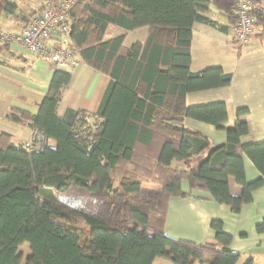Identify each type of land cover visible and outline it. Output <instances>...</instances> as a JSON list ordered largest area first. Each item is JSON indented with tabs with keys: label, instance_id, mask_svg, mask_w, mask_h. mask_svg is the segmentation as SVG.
I'll return each mask as SVG.
<instances>
[{
	"label": "trees",
	"instance_id": "16d2710c",
	"mask_svg": "<svg viewBox=\"0 0 264 264\" xmlns=\"http://www.w3.org/2000/svg\"><path fill=\"white\" fill-rule=\"evenodd\" d=\"M14 8L0 0V18ZM212 8L234 22V0H78L70 9L72 46L110 81L95 113L62 118L57 105L70 74L54 70L36 113L5 115L44 138L41 148L28 150L0 130V264H152L157 257L174 264L238 262L220 220H211L215 237L204 242L164 231L172 197L212 200L238 213L264 185V139L241 141L249 130L241 116L249 108H236L233 124L224 127L223 100L186 103L188 92L232 80L221 66L190 70L193 24L230 30L206 16ZM257 24L264 40L263 16ZM110 25L122 33L105 39ZM139 28L147 29L146 39L125 46L127 32ZM186 118L224 129L226 141L214 144ZM245 157L259 172L252 180ZM229 178L241 186L239 194L231 193ZM255 229L264 233V219Z\"/></svg>",
	"mask_w": 264,
	"mask_h": 264
},
{
	"label": "crops",
	"instance_id": "0c3cea01",
	"mask_svg": "<svg viewBox=\"0 0 264 264\" xmlns=\"http://www.w3.org/2000/svg\"><path fill=\"white\" fill-rule=\"evenodd\" d=\"M7 1L12 3L15 8L11 12L6 11L2 13L0 18L1 33H20L32 16L37 14L41 9V0ZM206 16L217 24L230 29L228 18L223 12L219 10L213 12L212 8L206 13ZM205 28L222 32L217 28L197 22L193 24V33L194 30L198 29L202 34H208ZM147 32L146 28H139L127 32L124 45L130 46L136 41L143 42L146 39ZM121 33L122 29L120 27L110 25L106 30L104 38L113 37ZM228 33L224 34L228 35ZM129 36L131 38L126 43ZM192 42L193 34L191 49ZM0 45V130L9 132L12 140L16 144H22L30 134L32 129L31 125L28 122L14 123L6 118L5 115L7 113L18 114L20 109L27 110L33 114L36 113L38 103L47 91L54 70L46 60L36 58L14 44L8 43V45H5V43H0ZM245 46L246 49L257 48L258 51L262 50L263 52L264 40L256 35ZM190 53L191 71H199L211 67V65L202 66L198 64V62L194 61L192 50H190ZM77 58L79 64L69 70L70 80L64 88L57 105V115L62 118L71 117L78 111H85L90 114L95 113L110 81L109 76L91 68L81 61L79 54ZM221 67L223 68V66ZM234 82L235 74L232 73V80L228 85L205 89L211 92L216 90L215 92H219L222 95L220 98H214L215 96L208 98L206 94H199L205 90L188 92L186 94V103L188 104L189 101L188 105H196L218 99L223 100L226 103L228 111V119L224 127L231 126L234 121L233 118L231 119L229 107H231L235 114L236 108L247 106L249 112L241 116V118L247 120L249 130L246 135L241 137V141H258V138L252 135V117L256 111L254 103L261 104L262 106L260 108H264V99L257 94L258 90H262L264 95V78L258 84L242 83L237 85ZM243 95L249 96V98L247 100H241ZM184 123L208 135L214 144L226 141V132L224 129H216L211 124L199 122L191 118H186ZM48 144L54 146L55 143L50 141ZM176 165L175 162H172V166ZM244 166L246 179L249 175L253 179L259 176V172L247 157L244 159ZM229 187L232 194L236 195L241 191V186L233 178H229ZM142 188L145 190L157 189L152 184H143ZM214 219L220 220L223 223V231L231 235L228 248L239 253L240 257L237 264H244L249 259H252L253 264H261V262L264 264V233H258L255 229L256 224L264 219V185L253 192L252 201L244 204L238 213H233L227 205L215 203L212 200H201L193 197H172L168 202L164 231L168 236L173 238L186 239L194 242L209 241L214 239L216 233L210 226L211 220ZM20 249L24 256L29 252L28 248L21 246ZM152 264L174 263L157 257ZM195 264L203 263L196 262Z\"/></svg>",
	"mask_w": 264,
	"mask_h": 264
},
{
	"label": "built area",
	"instance_id": "2783aa9c",
	"mask_svg": "<svg viewBox=\"0 0 264 264\" xmlns=\"http://www.w3.org/2000/svg\"><path fill=\"white\" fill-rule=\"evenodd\" d=\"M78 0H41L40 11L32 16L18 34L2 33L1 40L46 60L53 70H71L79 64L77 50L72 46L68 15ZM235 20L229 26V42L245 46L260 33L257 16L264 17V0H234ZM87 121L90 122L89 117ZM97 125H92L93 130ZM43 134L31 129L23 146L28 150L43 145Z\"/></svg>",
	"mask_w": 264,
	"mask_h": 264
},
{
	"label": "rangeland",
	"instance_id": "374dc122",
	"mask_svg": "<svg viewBox=\"0 0 264 264\" xmlns=\"http://www.w3.org/2000/svg\"><path fill=\"white\" fill-rule=\"evenodd\" d=\"M213 12H216L214 8ZM205 29L208 34H202L198 29L194 30L191 49L194 61L198 62V64H201L202 66H223L224 70L235 74L234 83L237 85L242 83L258 84L259 81L263 80L264 49L262 52V50L258 51L257 48H252L250 50L246 49V46H241V48H238L234 45V43L227 41L228 35H225L223 32L208 28ZM130 38L131 36H129L126 43ZM215 91L216 90H214V92L205 90L197 93L202 95L206 94L208 98L214 96V98H220L222 95ZM257 94L260 95L262 99H264L262 90H258ZM248 98L249 96L243 95L241 100H247ZM254 104L256 111L253 113L252 117V135L256 136V138H258L257 140H262L264 139V108H260L262 106L261 104ZM229 112L231 119H235V114L231 107H229ZM252 179L253 177L251 175L247 177V180ZM183 187L186 188L185 183H183ZM22 247L28 248V244L25 243L22 245Z\"/></svg>",
	"mask_w": 264,
	"mask_h": 264
}]
</instances>
